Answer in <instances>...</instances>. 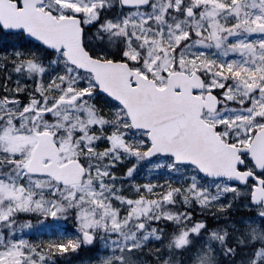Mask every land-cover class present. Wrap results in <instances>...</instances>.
Instances as JSON below:
<instances>
[{
	"label": "snow or ice",
	"instance_id": "1",
	"mask_svg": "<svg viewBox=\"0 0 264 264\" xmlns=\"http://www.w3.org/2000/svg\"><path fill=\"white\" fill-rule=\"evenodd\" d=\"M0 264H264V0H0Z\"/></svg>",
	"mask_w": 264,
	"mask_h": 264
}]
</instances>
